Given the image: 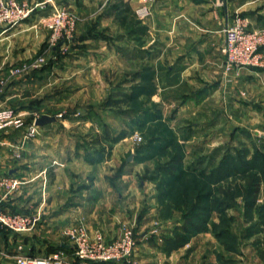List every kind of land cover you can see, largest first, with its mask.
Here are the masks:
<instances>
[{
	"label": "crops",
	"instance_id": "0c3cea01",
	"mask_svg": "<svg viewBox=\"0 0 264 264\" xmlns=\"http://www.w3.org/2000/svg\"><path fill=\"white\" fill-rule=\"evenodd\" d=\"M19 1H26L33 6L34 11L29 16L28 22L33 20L27 26L22 24L28 22H21L15 26L0 29V77L6 76L9 66L25 59L43 42L47 34L38 23L52 5L59 2L69 4L74 0ZM88 1L84 0V3L93 7L97 0ZM90 6L89 9H92ZM89 11H91L90 19L95 14H99L93 10ZM235 12L244 13V15L250 12L246 19L250 24H264V0H227V15L223 11V16L217 12L215 0L205 2L156 0L148 20L147 35L161 39L162 63L160 64L161 74L158 78L156 77L157 89H154L149 98L162 101L163 106L159 108L160 114L170 127L173 120L196 113L201 103L197 101L199 97L206 99L215 94L217 87L212 91L213 86L207 90H201L200 87L202 82L211 85L213 80L216 81V73L221 72L220 50L223 44L221 27L230 22L229 13ZM100 15L97 18L99 19L97 29L104 27L107 21L106 14ZM83 28L77 26V35H82V31L88 29ZM28 29L34 31L35 37L27 46L24 35ZM80 40L79 43H84L87 50H94V53H86L87 58L79 54L71 59L55 61L48 69L36 72L33 77L10 78L9 86L0 94V105L19 103L27 97L41 99L45 91H52V86L58 81V75L61 76L63 72L70 77L68 82L75 83V80L80 79L90 83L70 87L73 91L68 88L64 93L73 95V92L79 93L87 87L92 93L96 91L99 83L92 84L90 81L99 82L103 68L111 65L109 60L100 54L105 52L107 44L94 36H87ZM152 48L148 49L152 50ZM76 51L74 53H77ZM113 54L116 55L115 49ZM259 56L264 62V47L260 50ZM258 66L241 67L243 72L257 75V87L260 82L264 84V67ZM54 73L57 75H52ZM248 75L252 76V74ZM46 76H49L48 80L45 79ZM227 76L226 79L232 82L233 77L227 78ZM252 77L250 80L255 79V76ZM139 82L140 79L135 80L132 85ZM175 85H177V92H173L175 95H169L168 90ZM186 86L193 91H185ZM262 89L261 85V93L264 91ZM175 98L183 100L176 104L175 113L166 117L165 105L168 100ZM76 113L80 112L77 111L74 114ZM37 114L53 115L47 111H40ZM54 122L37 125L36 134L43 135L47 129L55 125ZM72 122L67 120V125ZM261 125V129L264 130V121ZM197 126L196 122L191 124L192 129H196ZM14 134L13 138L4 137L0 140V176L9 175L18 179L19 183L10 191L0 187L1 206L10 212L38 215L39 220L33 230L24 233H11L0 227V264H14L12 254L17 243H23L26 252L33 255H44L50 252L63 240L56 237L57 230L69 224L83 222L90 230H100L106 240H111L120 234L121 220L128 219L127 221L133 223L138 229L140 226L149 225L154 218H157L155 188L150 181L139 180L138 177L145 163L152 164L153 159L136 160L133 155L136 153V145L132 140L126 137L118 139L108 149L103 139L78 138L73 145L65 146L52 139L31 140L23 134L22 128H18ZM260 134L264 135V133ZM13 141H17L14 146L11 144ZM18 145L19 156L13 157L9 151L16 150ZM140 206L144 209L137 213L141 209ZM136 214L139 215L137 223L134 220ZM177 225H180V222H174L172 218L161 221V232L166 233L163 237L171 234ZM138 234L140 242L129 260L132 264H144L150 260L149 252L152 248L144 240L147 234L141 230ZM251 234H242L243 244ZM64 239L66 241V238ZM63 243L64 253L70 257L71 247L67 242ZM216 246L217 240L210 232L199 231L177 247L167 249L163 240V249L159 253L168 262L167 264L171 262L174 264L173 260L189 252L194 254V264H219L214 253ZM186 256H184V262L190 260ZM241 258L244 259L243 256Z\"/></svg>",
	"mask_w": 264,
	"mask_h": 264
},
{
	"label": "rangeland",
	"instance_id": "374dc122",
	"mask_svg": "<svg viewBox=\"0 0 264 264\" xmlns=\"http://www.w3.org/2000/svg\"><path fill=\"white\" fill-rule=\"evenodd\" d=\"M201 1L205 2L207 0ZM86 2L84 3V0H74L69 4H61L59 2L52 5L49 10L55 7H65L74 18L70 36L61 38V40L52 44L48 43L49 30L43 20L40 19L41 22L38 24L45 29L47 34L43 42L39 44L38 48L31 51L25 59L17 61V63L14 62L12 65L37 56L43 57L42 63L36 68L9 77L8 67L7 75L4 76L8 77L7 82L0 90V94L9 86L10 78L12 77H33L36 72L48 69L55 61L63 60L64 58L71 59L79 54L87 58L86 53H94V50H87L88 48L84 46V43H79L80 39L87 36H94L106 42L105 52L100 54L104 55L105 59L109 60L111 64L103 68L99 82L90 81L92 84L99 83L97 90L92 93L87 87L79 93L73 92V95L64 93L70 87L73 88L80 84L90 83L80 81V79L75 80V83H71L68 82L70 77H67L66 72H63L61 76L59 74L58 81L52 86V91H45L41 99L27 97L20 100L19 103L14 102L7 106L0 105V108H10L20 114L24 122L21 127L8 126L0 131V140L4 137L13 138L12 136L15 135L16 130L22 128L23 134L31 140H39L40 138L42 140L52 139L65 146L68 144L73 145L78 138L87 140L103 139L109 149L113 142L126 137L135 142L136 151L137 147L144 142V137L153 134V127H155L156 123H149L150 127L147 128L148 125L146 127H138L133 122L136 119V108L149 107L152 110L162 108V101H155L149 98L150 102L141 96L139 99L131 100L126 98L124 94L128 93L132 83L139 79L140 82H143L149 88L153 86L155 90L157 89L156 77L158 78L161 74L162 42L158 37L147 35L148 20L151 17L156 0H97L93 7L87 5ZM215 2L217 12L220 16H223L222 5L218 0H215ZM89 6L92 9H89ZM142 6L148 10L145 15H141L138 12V8ZM89 10L99 14H95L90 19L89 13L91 11ZM33 11L34 9L31 14ZM100 14H106L107 21L104 27L97 29V22L99 21L97 18L101 16ZM247 14L229 13L230 22L228 24L243 20L249 27H264V24H250L246 20ZM28 19L29 17L22 22H28ZM32 20L29 21L32 22ZM30 22L22 24V26H27ZM78 25L84 27L83 29L88 28V31L84 30L82 35H77L76 28ZM223 28L221 27L222 33ZM31 30L25 31L24 38L27 46L35 37L34 31ZM148 48H152V50ZM113 49H115L116 55L113 54ZM75 50H77V53H74ZM220 52L222 61L221 72L216 73V81L213 80L211 85L207 82H202L200 87L201 90H207L213 86L212 89L210 88L211 91L217 87L215 94L206 99H204L205 97H199L197 101L201 103L194 115H186L173 120L172 123L170 121L172 124L171 128L180 139L179 142L182 145L180 146V151L183 152L184 166L186 168L195 167L201 174L199 173L200 176L196 180L187 178L182 180L183 182L179 181L186 189L185 195H182L181 191L178 194L174 192L173 187L176 188L179 183L173 182L171 184L173 187L170 188V195L174 196L176 201H171L172 203L170 202L169 204H172L171 206H194L196 204L194 202H197V192L204 194L210 190L214 198L217 196L216 188L223 186L227 189V194L223 197L224 202H213L211 195L206 199L201 198L197 202L199 206H229L223 209L221 214L218 211H211L207 227L202 230L210 232L216 238L217 246L214 253L219 264H264V139L261 138L263 135L260 134L264 133L263 128L261 129V124L264 121V91L263 93L260 92V86L262 85L264 89V84L260 82L259 87H257V75L243 72L241 70L243 66L234 67L226 71L223 67L222 51L220 50ZM258 67H264V62L261 61ZM144 74L150 75L145 78L143 77ZM248 74L255 76V79L250 80L253 77ZM226 76L227 78L232 76V82L226 79ZM45 79L48 80L49 76H46ZM176 86L168 90L169 95H175L173 92H177ZM71 88L70 90L73 91ZM184 90L187 92L193 91L187 86ZM181 100L178 98L168 100L165 105L166 117L175 113L174 108ZM40 111L51 112L57 119L54 122L55 125L47 129L43 135L42 133L41 135H38L39 133L36 134L38 127L33 135L27 134L26 127L32 122L34 114ZM77 111L80 113L74 114ZM66 117L69 118L66 119ZM67 120L73 122L67 125ZM193 122L198 124L196 129L191 127ZM115 138L117 140H113ZM16 142H11L12 146L16 145ZM11 150L9 152L12 153L13 157L19 156V145L16 150L13 149L14 152ZM133 155L135 156L136 153ZM130 160L134 161V159ZM159 160H162V158ZM126 166L128 167V164ZM153 166V163H145L138 177L139 180L146 179L150 181L155 188V202L156 206H158L155 216L157 218H154L149 225L140 226L138 229H136L137 226L135 228L133 223L127 221L128 219H124L119 222V227L121 231L123 224L126 223L134 227L135 234H138L140 230L147 234L144 240L152 249L149 252L150 260L144 264H167L168 262L159 253L163 249L162 241L164 240L163 236L166 234L161 232L160 224L161 221L168 218H172L174 222H180L181 224L182 212L177 208H171L168 215H165L164 211L162 213L160 206L163 205L157 198V182L164 186L165 178L160 176L157 181L144 178L152 170ZM244 173L249 175L257 173L261 177L258 190L254 196L255 202L251 205L248 204L253 196L251 191L248 190H252V186L243 185L242 175ZM3 176L9 175L0 177ZM194 187L195 190H193ZM2 188L7 191L12 190L6 187ZM245 206L252 207L247 209ZM139 208L141 209L137 213L144 209L142 206ZM202 214L205 216L206 211H203ZM138 217L139 215L136 214L134 217L135 222L138 221ZM213 221L217 224L215 229L211 226ZM217 233L220 234L218 238L215 236ZM250 233H252L251 236L243 244L242 234L249 235ZM56 234L58 239L65 240L60 235V229L57 230ZM137 234L138 245L140 236ZM183 254L179 259L173 260L174 264H194L193 252L191 254L189 252L190 255ZM185 255H187L186 258L189 257L190 259L188 262H184ZM131 262L126 264H132Z\"/></svg>",
	"mask_w": 264,
	"mask_h": 264
},
{
	"label": "built area",
	"instance_id": "2783aa9c",
	"mask_svg": "<svg viewBox=\"0 0 264 264\" xmlns=\"http://www.w3.org/2000/svg\"><path fill=\"white\" fill-rule=\"evenodd\" d=\"M33 6L25 1L0 0V29L14 26L28 18ZM141 15L148 13L146 7L138 8ZM43 22L49 30L48 43L52 44L70 36L74 18L65 7L53 8L43 17ZM264 47V27L252 28L243 20L226 24L223 28V67L226 71L240 66L260 65V50ZM43 61L42 56L27 59L19 64L9 66L8 77L21 74L38 67ZM8 77H0V90L6 84ZM39 114H34L32 122L26 127V132L33 135L37 125L34 123ZM23 119L10 108H0V131L8 126L21 127ZM19 181L11 176L0 177V186L8 189L17 187ZM39 220L38 215L24 212H10L3 209L0 202V227L11 233H24L34 229ZM60 235L71 247V256L59 247L44 255H33L26 252L23 243H17L12 258L14 264H115L128 263L134 254L137 238L134 227L123 224L120 234L111 240H106L100 230H90L83 222L73 223L60 230Z\"/></svg>",
	"mask_w": 264,
	"mask_h": 264
},
{
	"label": "trees",
	"instance_id": "16d2710c",
	"mask_svg": "<svg viewBox=\"0 0 264 264\" xmlns=\"http://www.w3.org/2000/svg\"><path fill=\"white\" fill-rule=\"evenodd\" d=\"M151 74V73H150ZM150 74H144L143 77L147 78ZM143 78V79H145ZM154 91V87L149 88L143 82H139L137 84H133L131 86V90L124 94L126 98L129 99H139V97H143L144 99L150 101L149 95ZM151 102V101H150ZM136 119L133 122L138 127H146L149 123H156L155 127H153V134L148 137H144V142L137 147L135 159L139 161H144L148 159H153V168L144 178L156 180L160 176L165 178V185H161L157 182V198L162 203L163 206H160L161 211L168 215L172 209H179L182 212L181 224L175 227L173 233L164 238L165 245L167 249L177 247L179 245L184 244L189 240V238L199 231L206 229L207 221L209 220V214L211 211H218L220 214L223 212V209L229 206H199L197 204L198 200L201 198H208L211 195L210 190L205 192L204 194L197 192L196 200L197 202L194 206H171L169 203L171 201H176L174 196L170 195V188L173 187L171 184L173 182H183L187 178L192 180L198 179L199 170L195 167H185L183 163V152L180 151V146H182L178 140V136H176L170 127V125L163 120L160 114V109H150L149 107L145 108H136ZM150 125L147 126V128ZM264 139V137H261ZM113 140H117L116 138ZM162 160H159L161 159ZM260 174L253 173L243 174L242 175V183L245 186H252L251 191L252 199L248 205L254 204V196L258 190V185L260 181ZM179 183L178 186L173 187L175 193L182 192V195H185L186 189L185 187ZM245 188V187H244ZM195 190V187L193 188ZM217 196L213 199L215 203H222L223 197L227 194V189L223 186H219L216 188ZM222 197V198H221ZM224 202V201H223ZM172 203V202H171ZM174 203V202H173ZM170 205V206H168ZM252 206H245V208L250 209ZM257 207V206H256ZM203 211H206V215L204 216ZM211 226L213 229L216 228L217 224L213 221L211 222ZM222 234V233H221ZM218 238L220 234H215ZM61 246V244H56V246L50 250L53 251Z\"/></svg>",
	"mask_w": 264,
	"mask_h": 264
},
{
	"label": "water",
	"instance_id": "95a60500",
	"mask_svg": "<svg viewBox=\"0 0 264 264\" xmlns=\"http://www.w3.org/2000/svg\"><path fill=\"white\" fill-rule=\"evenodd\" d=\"M218 2L222 5L225 15H227V0H218ZM55 119L56 118L54 115L41 114L35 118L34 123L38 126H41L46 123L53 122ZM262 137H264V135Z\"/></svg>",
	"mask_w": 264,
	"mask_h": 264
}]
</instances>
